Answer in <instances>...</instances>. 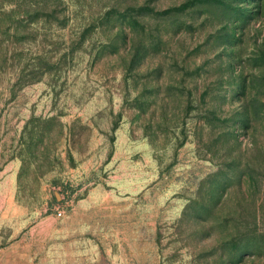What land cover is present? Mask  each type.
Wrapping results in <instances>:
<instances>
[{
    "label": "rangeland",
    "instance_id": "374dc122",
    "mask_svg": "<svg viewBox=\"0 0 264 264\" xmlns=\"http://www.w3.org/2000/svg\"><path fill=\"white\" fill-rule=\"evenodd\" d=\"M0 264H264V0H0Z\"/></svg>",
    "mask_w": 264,
    "mask_h": 264
}]
</instances>
